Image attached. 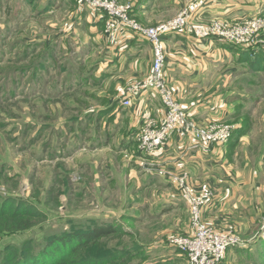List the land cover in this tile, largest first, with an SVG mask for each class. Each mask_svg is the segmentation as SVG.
Instances as JSON below:
<instances>
[{
	"label": "rangeland",
	"instance_id": "374dc122",
	"mask_svg": "<svg viewBox=\"0 0 264 264\" xmlns=\"http://www.w3.org/2000/svg\"><path fill=\"white\" fill-rule=\"evenodd\" d=\"M68 1L69 7L62 4L63 0H0V200L24 201L43 213L30 228L0 231V258L9 247L21 249L27 241H34L36 248H41L53 236L100 225L118 227V231L95 244V250L101 249L100 255L127 253L114 264H189L188 251L184 253L170 242L173 238L193 237L196 197L203 189L215 195V189L210 184L197 187L187 171L175 174L162 167L168 175L187 176L181 177L183 180L168 178L169 183L156 178L157 182L150 173L159 168L153 162L158 151L147 155L139 148L142 123L131 130V142L120 145L118 132L106 129V117L99 116L91 122L92 117L87 115H94L92 107L97 100L92 93L95 87L90 81L85 82L88 72L81 73L77 66L82 53L77 50L79 43L71 38L70 42L67 39L69 44L50 39L59 31V25H53L62 22L67 11L76 7L75 0ZM131 8L135 11L136 5ZM51 13L55 21L48 16ZM131 15L136 19L132 12ZM156 16L167 17L164 13ZM107 39L110 45L114 43L109 36ZM46 61L44 69L34 72L38 63ZM243 67L244 82L247 77L264 79L261 72L251 73L248 66ZM34 75L44 77L57 92L30 94L35 86ZM78 81L83 84L77 86ZM260 83L264 84V80ZM43 84L40 79L39 87ZM129 86L125 87V95ZM241 88L244 97L256 93L249 85ZM260 91L264 94V88ZM250 103L253 101L246 103L247 113L233 124L246 118L250 129L257 123V130L263 134L264 95L253 106L251 115ZM151 119L160 123L164 118ZM238 153L244 154L240 149ZM255 154L252 147L251 155ZM257 223L250 243L231 246L224 264H262L264 213Z\"/></svg>",
	"mask_w": 264,
	"mask_h": 264
},
{
	"label": "crops",
	"instance_id": "0c3cea01",
	"mask_svg": "<svg viewBox=\"0 0 264 264\" xmlns=\"http://www.w3.org/2000/svg\"><path fill=\"white\" fill-rule=\"evenodd\" d=\"M63 1L62 4L69 7L70 2ZM134 1L130 2L136 5L134 17L150 26L173 18L190 0ZM75 6L67 11L62 22L53 25H59L58 37L51 35L50 39L69 44L67 39L70 42L71 38L79 43L77 50H82V53L77 66L81 73L88 72L85 82L90 81L95 87L92 93L97 100L92 107L95 116H87L92 117L93 123L99 116L106 117L109 122H105L106 129L113 128L118 132L116 136L120 145L126 141L128 144L131 142V130L145 117L158 121L165 117L166 110L160 95L152 89L132 95V107L121 105L126 86L152 76L153 47L146 38L131 29L121 31L118 43L110 45L104 18L88 7ZM158 13L167 17H157ZM256 15H264V0H208L195 15V21L238 22ZM48 16L55 21L52 13ZM262 35L256 46L264 51ZM48 41L47 38L44 43L48 44ZM165 45L166 79L174 87L177 99L191 119L203 124L214 121L234 123L249 109L246 105L248 100L253 101L249 111L250 115L253 114V106L264 95L260 91L264 88L260 81L264 79L256 81L257 76L247 77L244 82L243 66L251 70L245 62L248 47L230 45L218 38H196L189 32L167 36ZM46 63H36L38 69L34 72L39 73ZM35 77L32 78L35 86L30 94L57 92L48 86L44 77ZM40 79L44 80L42 87H39ZM82 84L78 81L77 86ZM244 84L251 86L256 93L244 97L245 94L241 93ZM121 106L125 112H121ZM247 122L244 118L243 122L235 123L231 140L208 151L191 150L189 140L182 139L177 133L172 134L153 161L159 168L155 167L154 173L150 174L159 182L169 183L170 177L165 169L175 174L187 171L197 187L203 184L213 186L215 195L204 211L206 222L216 231H233L250 243L259 216L264 213V131L261 130V134L257 130V123L250 129ZM252 147L256 153L254 156L251 155ZM239 149L244 152L242 156H239Z\"/></svg>",
	"mask_w": 264,
	"mask_h": 264
},
{
	"label": "built area",
	"instance_id": "2783aa9c",
	"mask_svg": "<svg viewBox=\"0 0 264 264\" xmlns=\"http://www.w3.org/2000/svg\"><path fill=\"white\" fill-rule=\"evenodd\" d=\"M79 7H89L99 11L106 18V29L113 44L118 43L121 31L131 29L146 38L153 47L152 76L144 81H135L127 89L121 100L123 107L131 105V96L141 91L152 89L161 97L166 114L160 123L145 118L140 127L139 148L147 155H153L163 149L172 134L190 141L191 150L208 151L213 146L228 143L236 126L230 122L199 123L191 119L178 101L174 87L168 84L165 76L166 45L164 37L171 34L189 32L196 38H218L242 47L258 48L260 35L264 34V15L227 23L214 20L207 24L195 21V15L205 6L207 0H191L172 19L147 27L131 15L132 4L120 0H75ZM171 179L183 180V176L169 173ZM186 197V191H184ZM213 192L203 189L194 202L193 237L171 240V245L180 251L187 250L189 264H224L227 250L245 241L232 231L217 233L203 220V210L213 200ZM205 206L202 210L200 207ZM185 253V252H184Z\"/></svg>",
	"mask_w": 264,
	"mask_h": 264
},
{
	"label": "trees",
	"instance_id": "16d2710c",
	"mask_svg": "<svg viewBox=\"0 0 264 264\" xmlns=\"http://www.w3.org/2000/svg\"><path fill=\"white\" fill-rule=\"evenodd\" d=\"M246 51L248 57H245V62L251 70L264 72V51L252 47ZM42 216L43 213L35 205L15 199L0 200V231L30 228L34 225L33 220ZM115 231H118L116 226L96 225L86 231L76 230L48 238L41 248H36L34 241H27L21 249L9 247L8 253L0 258V264H114L116 259L125 257L127 253L118 251L114 254L100 255L101 249L95 250V244H99L102 238Z\"/></svg>",
	"mask_w": 264,
	"mask_h": 264
}]
</instances>
